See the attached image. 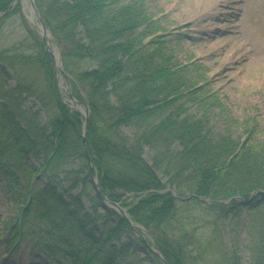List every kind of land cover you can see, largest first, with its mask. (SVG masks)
Listing matches in <instances>:
<instances>
[{
  "label": "trees",
  "instance_id": "1",
  "mask_svg": "<svg viewBox=\"0 0 264 264\" xmlns=\"http://www.w3.org/2000/svg\"><path fill=\"white\" fill-rule=\"evenodd\" d=\"M13 1L0 0V31L21 9L19 4L12 9ZM122 1L35 0L66 65L83 67L69 72L74 94L90 109L86 147L84 118L60 95L53 60L42 42L34 39L24 46L27 52L24 47L0 52V61L15 72L14 85L8 86L0 69V177L19 208L16 223L8 228L12 240L34 229L48 236V241L34 240V247L56 264L141 261L135 242H146L125 216L106 208L98 225L95 217L82 213L83 196L95 209L103 205L93 193L96 177L104 197L147 230L168 264H205L200 251L207 248L170 191L194 195L182 203L218 217L258 205L264 199V143L252 131L242 141L228 130L216 134L208 118L190 115L189 101L181 99L200 88L185 87L183 69L171 63L167 41L156 35L142 0ZM29 99L50 115L46 123L39 109L24 104ZM64 175L69 184L62 183ZM78 186V194L66 195ZM229 247L221 249L217 264H244L239 246ZM249 259V264H264V251Z\"/></svg>",
  "mask_w": 264,
  "mask_h": 264
},
{
  "label": "rangeland",
  "instance_id": "2",
  "mask_svg": "<svg viewBox=\"0 0 264 264\" xmlns=\"http://www.w3.org/2000/svg\"><path fill=\"white\" fill-rule=\"evenodd\" d=\"M21 2L22 0L13 1L12 9L18 4L21 9L12 13L2 25L0 52L7 51L12 54L15 48L32 45L34 39L42 42L48 53L47 43L50 51L56 56L61 52L60 60L65 75L61 73L58 76L55 67L57 87L60 95L64 96L67 103L71 105V109L84 118L82 128L84 130L85 108L79 103L83 102L86 105L87 103L74 94L69 72L72 67L73 71H71L74 73L83 67L70 66L69 62L66 65L59 42L49 35L44 38L41 29L37 27L38 19L32 20L30 9L24 8ZM122 2L128 3L130 0ZM140 3L155 23L156 35H164L167 41L165 50L171 57V63L178 64L181 66L179 69H183L181 77L187 82L185 87L191 90L200 88L197 92L189 94L188 99H181L189 101L186 104L189 114L208 118L216 134L228 130L234 138L242 141L252 131L256 139L264 143V0H142ZM152 38L154 36L146 38L144 43H148ZM25 50L29 51L28 48ZM51 58L55 66L54 59L52 56ZM2 68L5 69L8 86H13L14 70L0 61V69ZM2 82L3 80L0 79V83ZM71 97L79 103H69ZM24 104L27 107L33 104L32 107L35 110L40 108V104L37 101L35 103L33 99L26 100ZM38 111L40 121L46 123L50 115L42 109ZM125 131L130 134L129 130ZM145 157L151 163L150 151L147 150ZM32 162L36 164L34 159ZM65 169L69 170L68 167ZM2 177H0V264H55L48 260L40 249L32 246L31 239L35 241L49 239L35 229L34 232L26 233L17 250L8 253L9 245H11L8 238L12 237V229L9 230L8 226L16 223L19 208L9 200L10 196L6 193ZM60 178L64 181L63 184H69L67 179L70 178L66 175ZM42 181L44 184L48 182L44 177ZM92 184L94 195L102 201L93 179ZM81 187L78 186L66 195L78 194ZM87 193L92 197L93 193L89 191ZM102 196L104 197L103 193ZM129 196L127 194V197ZM82 198L84 205L82 213L88 212L98 220L97 224L100 225L104 220L107 207L103 203L100 208L95 209L89 202V198L85 196ZM178 200L180 211L186 218L189 228L207 248L204 253L200 251L201 262L217 264L225 244L228 248L232 244L239 246L244 264H249L250 255L262 256L264 199H259L258 205L248 207L241 212L226 213L227 215H220V217L212 211H205L202 207L184 205L187 198L183 199L180 195ZM199 200L202 201V199ZM134 229L146 238L140 236L146 242V246L137 240L135 242L141 260L135 264H158L152 252L156 248L150 239V234L137 229L136 226Z\"/></svg>",
  "mask_w": 264,
  "mask_h": 264
},
{
  "label": "water",
  "instance_id": "3",
  "mask_svg": "<svg viewBox=\"0 0 264 264\" xmlns=\"http://www.w3.org/2000/svg\"><path fill=\"white\" fill-rule=\"evenodd\" d=\"M22 2H23V4H24V8H29L30 9V18L32 19V20H34V18H37L38 19V25H37V27L39 28V29H41V31H42V33H43V36H44V38H46V36L47 35H49L51 38H53L54 40H55V37L53 36V34H52V32L48 29V27L46 26V24H45V21H44V18H43V16H42V14H41V12H40V10L38 9V7L36 6V3H35V0H22ZM47 43V42H46ZM47 49L49 50V53H50V55L53 57V59H54V62H55V67H56V70H57V74H58V76L61 74V73H64V75H65V72H64V69H63V66H62V62H61V60H60V53L61 52H59V55L58 56H56V54H53L51 51H50V48H49V44L47 43ZM66 77H67V75H66ZM63 98V100H64V102L70 107V108H72L71 107V105H69L68 103H67V99L63 96L62 97ZM69 103H79L78 101H76V99L74 98V97H71V101L69 102ZM80 104V106H82L83 108H85V124H84V130H83V138H84V145H85V147H86V133H87V126H88V121H89V117H90V109L88 108V106L85 104V103H83V102H81V103H79ZM73 107H75L74 105H73ZM77 110H78V108H76ZM86 149V148H85ZM87 152V151H86ZM88 154V153H87ZM88 158H89V161L91 162V168H92V171L94 172V165L92 164V161H91V158H90V156L88 155ZM93 182H94V184H95V186H96V189H97V191H98V194H99V196H100V198L101 199H103V200H105L106 202H108V200L105 198V197H103L102 196V192L100 191V189H99V186H98V182H97V179L96 178H94L93 179ZM173 194H174V196H176V197H178L179 198V195H178V193H177V191L176 190H172L171 191ZM134 195V194H133ZM194 195H186V196H184V197H182L183 199H186V198H190V197H193ZM199 199H202V200H208L207 198H202V197H199ZM113 207H115V208H117L119 211H120V213L122 214V215H124L126 218H127V221H128V223L130 224V226L132 227V228H135V226L136 225H134V223L131 221V219H130V216L128 215V213L124 210V209H122L118 204H116V203H110ZM137 228H140L139 226H136ZM145 233H147L143 228H141ZM144 238V237H143ZM153 252L157 255V256H159L160 258H161V260H162V263L163 264H166V262H165V260L162 258V256L156 251V250H154L153 249Z\"/></svg>",
  "mask_w": 264,
  "mask_h": 264
}]
</instances>
